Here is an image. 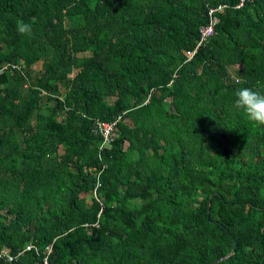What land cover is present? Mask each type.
<instances>
[{
  "label": "trees",
  "instance_id": "obj_1",
  "mask_svg": "<svg viewBox=\"0 0 264 264\" xmlns=\"http://www.w3.org/2000/svg\"><path fill=\"white\" fill-rule=\"evenodd\" d=\"M240 1L0 0V250L38 249L0 264H264V127L232 108L264 90V0Z\"/></svg>",
  "mask_w": 264,
  "mask_h": 264
},
{
  "label": "built area",
  "instance_id": "obj_2",
  "mask_svg": "<svg viewBox=\"0 0 264 264\" xmlns=\"http://www.w3.org/2000/svg\"><path fill=\"white\" fill-rule=\"evenodd\" d=\"M243 0L240 1V4L236 6V8H239L242 6ZM225 6H219L218 8H211L208 11V24L204 27L200 28V41L198 43V46L201 45L203 42H205L210 36L214 34V26L218 22V18L216 17L217 12H221ZM195 51L191 53H187L190 60L192 56L194 55ZM122 120V114L118 115L115 119L112 121H103L96 119L93 122V128L92 131L95 135L99 136L101 138V143L99 146V152L109 148L112 145V142L116 139L119 128L118 125ZM100 184L98 183L96 185V188L99 187ZM96 194V191L94 192V195ZM51 245L46 247L45 249V256L42 258L43 264H49L48 262V256L51 253ZM34 251L35 253L38 252V249L35 245L29 243L22 249H19L16 251V253L12 254L8 249H2L0 250V260L5 262H12L18 257H22L26 252Z\"/></svg>",
  "mask_w": 264,
  "mask_h": 264
},
{
  "label": "clouds",
  "instance_id": "obj_3",
  "mask_svg": "<svg viewBox=\"0 0 264 264\" xmlns=\"http://www.w3.org/2000/svg\"><path fill=\"white\" fill-rule=\"evenodd\" d=\"M16 30L22 36H30L32 24L18 21ZM241 79V77H236V82L239 83ZM232 108L242 113L254 126L264 127V90H260L259 87L256 90L250 87L235 89Z\"/></svg>",
  "mask_w": 264,
  "mask_h": 264
},
{
  "label": "water",
  "instance_id": "obj_4",
  "mask_svg": "<svg viewBox=\"0 0 264 264\" xmlns=\"http://www.w3.org/2000/svg\"><path fill=\"white\" fill-rule=\"evenodd\" d=\"M209 201H210V199H209ZM235 246H236V242L233 243L229 255H231V254L234 253V251H235ZM226 257H228V255H227ZM226 257H225V258H226ZM225 258L217 259V260H215L212 264H217L218 262H220L221 260H224Z\"/></svg>",
  "mask_w": 264,
  "mask_h": 264
},
{
  "label": "rangeland",
  "instance_id": "obj_5",
  "mask_svg": "<svg viewBox=\"0 0 264 264\" xmlns=\"http://www.w3.org/2000/svg\"><path fill=\"white\" fill-rule=\"evenodd\" d=\"M34 67L36 69H39L41 67V65L40 64H36ZM238 70H239V67H237V66H235L234 68H232V72L235 73V74L238 72Z\"/></svg>",
  "mask_w": 264,
  "mask_h": 264
}]
</instances>
